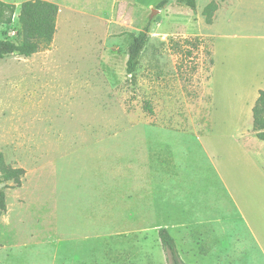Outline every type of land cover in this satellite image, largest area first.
Here are the masks:
<instances>
[{
	"label": "rangeland",
	"instance_id": "1",
	"mask_svg": "<svg viewBox=\"0 0 264 264\" xmlns=\"http://www.w3.org/2000/svg\"><path fill=\"white\" fill-rule=\"evenodd\" d=\"M21 1L0 25L17 46ZM160 1L122 0L107 20L64 13L49 46L0 62V165L26 171L5 184L0 264H171L161 228L185 264H264L231 193L186 205L167 183L196 170L197 148L210 170L201 139L224 157L264 149L250 108L252 82L264 86V0H196L195 11ZM146 28L129 75V44ZM208 200L216 216H201Z\"/></svg>",
	"mask_w": 264,
	"mask_h": 264
},
{
	"label": "crops",
	"instance_id": "2",
	"mask_svg": "<svg viewBox=\"0 0 264 264\" xmlns=\"http://www.w3.org/2000/svg\"><path fill=\"white\" fill-rule=\"evenodd\" d=\"M21 0H8L10 3H16ZM28 1V0H22ZM21 1V2H22ZM53 4H56L60 8L58 18L64 13H75L84 17H92L99 19H111L115 16L117 6L122 0H42ZM221 8L216 12L215 18L219 15ZM57 18V19H58ZM214 23V22H213ZM260 67V65H259ZM257 66V68H259ZM252 89L255 96L250 108L254 106L259 91L263 88H255V82H252ZM253 123V115H252ZM263 143H258L264 148ZM199 146L208 158L211 167L210 170H206L202 167V162H198L202 157L201 151L197 148L200 155L192 162L196 170L193 172H183V170L175 171L173 175H168V186L173 189L177 199L182 201L181 196H186V199L182 202L188 205V200L198 198L201 195L211 194V196L223 195L228 193L229 196L235 200L233 206L241 219L245 224V229L248 236L254 243L258 254L264 259V149L256 152H250L244 148L234 147V154L225 156L224 149H216L215 145H205L203 139L199 140ZM259 147V146H258ZM196 160V161H195ZM194 168V169H195ZM231 176V179L228 178ZM214 183L212 184L211 182ZM161 185H164V181L161 180ZM192 189L191 196L186 194L188 189ZM231 193V194H230ZM196 195V197H193ZM210 196V197H211ZM233 196V197H232ZM246 199V200H245ZM218 200H208L210 202H204L205 213L201 216H206L212 211L214 216L217 215L216 210L219 207ZM178 203L176 202L175 205ZM224 205V203H221ZM220 205V206H221ZM219 214V213H218ZM211 215V214H210ZM209 217V216H206ZM212 223V222H211Z\"/></svg>",
	"mask_w": 264,
	"mask_h": 264
},
{
	"label": "trees",
	"instance_id": "3",
	"mask_svg": "<svg viewBox=\"0 0 264 264\" xmlns=\"http://www.w3.org/2000/svg\"><path fill=\"white\" fill-rule=\"evenodd\" d=\"M172 0H161L157 5L158 9L167 6ZM187 8L195 11L197 9L196 0H178ZM218 10L216 2L209 3L203 10L205 22L208 25L213 24L214 14ZM18 12V8L14 4L6 3L0 0V25L11 24L13 15ZM60 12L58 5L42 1L28 0L19 6V24L21 29L18 31L21 37V44L17 46L9 39L0 40V62L7 56L13 54L16 49L23 50L25 57H31L38 53L43 46H49L54 39L57 27V18ZM149 39V29L146 28L138 35H133L128 47V58L126 62V71L129 75L136 72L139 65L140 57L146 47ZM146 109L150 114L153 113L151 107L147 105ZM253 128L255 137L264 141V90L259 91V96L252 108ZM26 171L22 168H10L1 160L0 165V185L13 182L16 186H20ZM5 187L0 189V212L7 211ZM159 237L163 248L167 251L171 264H185L178 251V247L174 237L170 232L161 228Z\"/></svg>",
	"mask_w": 264,
	"mask_h": 264
},
{
	"label": "water",
	"instance_id": "4",
	"mask_svg": "<svg viewBox=\"0 0 264 264\" xmlns=\"http://www.w3.org/2000/svg\"><path fill=\"white\" fill-rule=\"evenodd\" d=\"M154 12H159V10H155ZM4 186H5V184H1L0 189L3 188Z\"/></svg>",
	"mask_w": 264,
	"mask_h": 264
}]
</instances>
